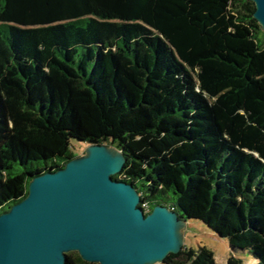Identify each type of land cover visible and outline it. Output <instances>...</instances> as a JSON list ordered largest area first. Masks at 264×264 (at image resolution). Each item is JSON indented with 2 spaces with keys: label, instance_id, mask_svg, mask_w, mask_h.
Listing matches in <instances>:
<instances>
[{
  "label": "trees",
  "instance_id": "1",
  "mask_svg": "<svg viewBox=\"0 0 264 264\" xmlns=\"http://www.w3.org/2000/svg\"><path fill=\"white\" fill-rule=\"evenodd\" d=\"M250 0H0V213L76 157L264 264V32ZM145 213L144 209L141 207ZM148 214V213H146ZM249 262V263H248ZM66 264H90L77 253ZM164 264H216L184 245Z\"/></svg>",
  "mask_w": 264,
  "mask_h": 264
},
{
  "label": "water",
  "instance_id": "2",
  "mask_svg": "<svg viewBox=\"0 0 264 264\" xmlns=\"http://www.w3.org/2000/svg\"><path fill=\"white\" fill-rule=\"evenodd\" d=\"M250 1L264 32V0ZM125 162L88 144L64 167L28 177L27 195L0 213V264H66L69 253L90 264H164L178 254L186 220L163 205L145 214L137 189L113 179Z\"/></svg>",
  "mask_w": 264,
  "mask_h": 264
},
{
  "label": "rangeland",
  "instance_id": "3",
  "mask_svg": "<svg viewBox=\"0 0 264 264\" xmlns=\"http://www.w3.org/2000/svg\"><path fill=\"white\" fill-rule=\"evenodd\" d=\"M73 146L76 149V154L79 156H83L88 147V145L83 146V144L77 141H73ZM181 231L185 246L193 250L206 247L214 253L216 264H227V259L230 256L240 258L245 263H247V258L253 259V256L249 252L243 253L232 250L226 239L218 237L200 221H186L185 228Z\"/></svg>",
  "mask_w": 264,
  "mask_h": 264
},
{
  "label": "built area",
  "instance_id": "4",
  "mask_svg": "<svg viewBox=\"0 0 264 264\" xmlns=\"http://www.w3.org/2000/svg\"><path fill=\"white\" fill-rule=\"evenodd\" d=\"M143 209H144V211H145V214L146 213H150L151 211H150V208H149V206L147 205V204H142V206H141Z\"/></svg>",
  "mask_w": 264,
  "mask_h": 264
}]
</instances>
